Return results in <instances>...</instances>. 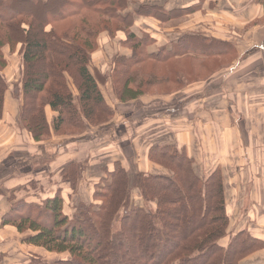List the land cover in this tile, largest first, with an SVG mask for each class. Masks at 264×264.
I'll use <instances>...</instances> for the list:
<instances>
[{"label":"trees","instance_id":"obj_1","mask_svg":"<svg viewBox=\"0 0 264 264\" xmlns=\"http://www.w3.org/2000/svg\"><path fill=\"white\" fill-rule=\"evenodd\" d=\"M202 6L166 10L156 0H0V123L10 91L4 75L7 48L10 53L18 50L22 60L19 127L36 143L82 134L114 118L98 76L90 70L103 32L111 39L122 34L121 46L131 50L129 56L116 55L110 74L121 102L178 92L230 65L235 48H225L215 37L186 33L151 53L148 47L157 41L155 36L133 30L137 15L165 24ZM219 61L225 66L216 68ZM210 63L217 64L210 70ZM47 108L56 113L52 121ZM147 157L168 172H130L116 161L112 170L105 169L106 177L95 184L88 200L79 195L85 167L74 161L60 172L70 184V202L60 189L41 202L29 201L20 189L7 195L11 206L1 227L12 226L21 236L28 233L26 246L57 254L52 260L29 255L18 264H241L264 250V239L248 230L225 244L230 216L220 167L202 178L194 158L171 144L151 146ZM133 189L147 206L134 203Z\"/></svg>","mask_w":264,"mask_h":264},{"label":"crops","instance_id":"obj_2","mask_svg":"<svg viewBox=\"0 0 264 264\" xmlns=\"http://www.w3.org/2000/svg\"><path fill=\"white\" fill-rule=\"evenodd\" d=\"M156 2L163 3L166 10H178L202 2L203 6L192 14L165 24L151 17L135 16L133 30L140 36L152 34L157 40L148 47V51L157 53L163 47H170L186 33L204 34L223 41L225 48H235L231 64L178 92L145 95L121 102L115 94L113 82L112 85L109 82L112 81L110 74L116 55L129 56L131 50L121 46L122 34L111 39L107 32H103L98 48L92 54L90 70L98 76L103 95L115 111L114 118L102 126H89L82 134L53 136L40 143L30 140L20 127H0V159L5 154L18 159L15 162L12 159L4 167V163H0V200L10 207L7 195L20 189L23 197L34 201L29 198L33 191L29 185L34 182L28 180L33 176L42 187L41 200L60 189L65 202H70V184L62 179L60 172L71 161L85 167L80 178L79 195L81 199L88 200L95 184L106 177L105 169L112 170L116 161H121L128 170L150 174L161 170L164 172L159 173L166 174L168 171L151 162L147 155L149 148L155 144H171L184 148L194 158L195 171L202 178L217 167L222 169L230 226L238 227L236 233L248 230L264 239V141L256 138V134L262 137L263 133L264 6L260 0ZM161 26L171 30V35L162 38V32L158 31ZM175 28L179 31H173ZM106 37L117 44V49L110 58L96 59L97 62L93 63V59L102 52L101 38ZM104 52L107 54V49ZM99 75L106 76V79L101 81ZM105 81L113 91L110 99L101 85ZM73 92L76 94L77 91ZM192 94L198 96L197 105L189 108L192 102H188L184 108L185 101ZM15 107L19 117L21 100L16 98ZM232 107L242 115L240 124L231 120L235 111ZM6 108L7 102L5 112ZM47 114L50 121L56 116L50 108H47ZM253 115H259L260 127L256 129L251 118ZM5 120L4 115L1 122ZM114 120L116 127L106 130L105 127H111ZM129 147L133 150L127 149ZM132 199L136 205H145L137 189H133ZM250 257L255 264H264V250L245 259Z\"/></svg>","mask_w":264,"mask_h":264},{"label":"rangeland","instance_id":"obj_3","mask_svg":"<svg viewBox=\"0 0 264 264\" xmlns=\"http://www.w3.org/2000/svg\"><path fill=\"white\" fill-rule=\"evenodd\" d=\"M131 6H134V5H131ZM176 23H178V22H176ZM161 27H162V29L158 30V31L162 32V34H163V35H161L162 38H164L167 35H171L170 34L171 30H168V28H163V26H161ZM173 31L178 32L179 29L175 28ZM101 43L103 45L102 46V52L99 56H97V57H95V59H93L94 60L93 63L97 62L96 59H98V61H99L100 58H101V60L110 58L112 52L117 49L116 48L117 44L115 42L108 40L107 37L105 39L101 38ZM152 48L154 49V47H152ZM105 49H107V54H105V52H104ZM6 56L9 59V65L4 70V75H5L8 83H9L10 93L8 92L7 97H6V102H7V108H6V112H5L6 120H5V122H1L2 125H0V127H11V128H13V127H19V117L17 115L15 104H16V98L21 95L20 94V87H19V80H20L21 71H22V60H21V56H20L18 50L14 51V53H10L9 48H7L6 49ZM222 62L219 61L218 64L217 63H210L209 64V65H211L209 67L210 70L214 66H216L213 64H217L216 68H220L222 66H225L224 65L225 62L224 61H222ZM170 70H172V72H173L172 75L175 76V71L173 69H170ZM158 71L160 73L165 72L164 69H161ZM201 72H202V70H201ZM209 72L207 74H209ZM204 74H205V72H204ZM229 79L230 78H228V80ZM109 82H111V85H112V81H109ZM199 82H201V81L199 80ZM107 83H108V81H105V83H102L101 85L105 89V93L107 94L108 98L110 99L111 98L110 93H112L113 91H112V88L110 89V86L107 87ZM232 83L233 82H231V84ZM70 86H71L73 91L76 90L75 86L72 83V80H70ZM109 89H110V91H109ZM7 98H8V101H7ZM196 100H198L197 94H192L191 98L189 100L185 101L184 108H186L188 106V102H192V106H189V108L196 106L197 105ZM176 104L177 103H175L174 105H176ZM173 108H177V107H173ZM232 109L233 110L235 109V111H234V114H231V120L235 124H238V123L240 124V122H242V119H241L242 115H240V112H238V113L236 112L237 111L236 108L232 107ZM235 112L237 114H235ZM251 118H252L253 122H255V125H256V127H254V128L256 129L257 126L260 127V125L258 124L259 115H253V116H251ZM261 121H262V127H263L262 137L258 136L256 134V138H257V140L264 141V115H261ZM116 124H117V122L114 120L111 127H105V129L106 130L107 129L113 130L116 127ZM1 129L2 128H0V130ZM220 133H221V131H220ZM256 133H258L257 130H256ZM5 136H6V132L4 134V137ZM252 141H255V140H252ZM122 147L125 148L124 145ZM11 149H10V151L12 152ZM127 149L133 150L132 147H129ZM12 159H13L12 155L5 154V156H3V157L1 156L0 163H2V164L4 163V165L2 167H4L6 165V163H8L9 161H12ZM15 161H18V159H13L12 162H15ZM135 168H137L136 165H135ZM129 171L132 172V171H134V169H132V170L129 169ZM159 172H164V171H161V170L154 171V173H157V174H159ZM0 174H2V173H0ZM28 180L29 181L32 180L34 182L33 184L29 185V188L33 190V191H31L29 198L31 200H34V201H40L41 200V193L43 192L42 187L40 186V184H38L36 182L37 180L33 176L28 178ZM25 182H26V179H25ZM10 186L12 187V186H14V184H10ZM153 205L154 204L150 203V204H148V207L154 209L155 207H153ZM144 206H147V205L145 204ZM9 209H10V207H9L8 203L6 204L5 202L0 200V264H18L21 261L27 260V257L29 255H30L29 257H31V255L37 256V254H41V256H43L47 260H52L54 258H57V254H55V253H45L44 250L39 249L37 247L26 246L23 243V238H25L28 233H24L21 236V234H19L16 231V229L12 226L8 225V226H5L3 228L1 227L2 216ZM71 209L72 208H68V212H70ZM237 228L238 227L236 225H234V227L233 226L229 227L228 233L225 237V244H227L231 240V238L236 234L235 230H237ZM66 255L67 254H61V256H66ZM254 262L255 261L253 260V258L250 257V258L243 260L241 262V264H255Z\"/></svg>","mask_w":264,"mask_h":264}]
</instances>
